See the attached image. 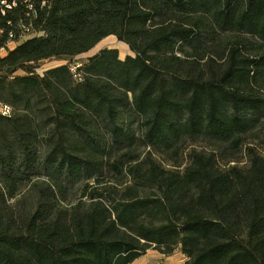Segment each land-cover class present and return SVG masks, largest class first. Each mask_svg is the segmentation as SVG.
Listing matches in <instances>:
<instances>
[{"label": "trees", "instance_id": "obj_1", "mask_svg": "<svg viewBox=\"0 0 264 264\" xmlns=\"http://www.w3.org/2000/svg\"><path fill=\"white\" fill-rule=\"evenodd\" d=\"M31 4L44 35L0 57V264H264V0ZM111 36L134 56L73 62Z\"/></svg>", "mask_w": 264, "mask_h": 264}, {"label": "rangeland", "instance_id": "obj_2", "mask_svg": "<svg viewBox=\"0 0 264 264\" xmlns=\"http://www.w3.org/2000/svg\"><path fill=\"white\" fill-rule=\"evenodd\" d=\"M103 50H116L118 51V55L119 58L121 60H125L127 57L129 56H134V54L131 52L130 48L126 45V43H122L120 41H117L116 37H108L106 39H104L102 42H100L94 49H92L91 51H89L86 54H83L79 57H77L73 62H83L88 60L91 57L96 56L97 54H99L100 52H102ZM2 57H6L7 55L2 52ZM1 57V56H0ZM71 58L70 59H66V58H62L60 60H55V59H49V60H45L39 64V68L37 69V74L40 76H44L45 72H47L48 70H51L53 68H57L60 66H64V65H68L71 62ZM22 74V73H19ZM263 127H264V123H263ZM137 130V125H135L134 127ZM253 143V147L255 146V149L257 151L258 154H260L261 156H264V132H261V134L258 136V138L254 141H252ZM206 148V144L204 142H197L195 144H193L192 146H190L188 149H186L187 154H189V152L191 151V149H196V150H206L204 149ZM147 151H149L148 149H138L137 150V154L138 155H144ZM244 151V150H243ZM153 158L159 162L163 168L170 170L173 169V167L171 166L172 164L170 162H168L166 160V158H164L162 155H158V154H153ZM241 162H239V166L240 167H248L249 162H248V158L246 156L245 151L241 154ZM221 169H225L224 164H220L219 166ZM182 170V169H180ZM110 181L111 184H118L119 188H124L125 184L128 183L130 181V179H127L123 182V180L120 178V176H115L114 174H112L110 176V178L107 180ZM122 182L124 184H122ZM35 194L32 191H29V187L24 190L20 197L18 196L17 199L21 200V199H25L24 203L27 202L26 204H29V206H33L35 203ZM82 196V191L79 189V186H77L74 190L71 191V195H70V199L69 202L64 204V208H70L74 205H76ZM14 200L11 201V204H14ZM187 260V258L181 253L180 250H178L174 255L170 256V257H165L163 255H161L156 249H150L149 251H147V254L142 257L141 259H139L138 261L134 262V264H182Z\"/></svg>", "mask_w": 264, "mask_h": 264}, {"label": "built area", "instance_id": "obj_3", "mask_svg": "<svg viewBox=\"0 0 264 264\" xmlns=\"http://www.w3.org/2000/svg\"><path fill=\"white\" fill-rule=\"evenodd\" d=\"M47 2L42 1L40 7H45ZM26 8L27 13L21 17L17 23H15L10 16L19 9ZM33 10V5L31 0H0V38H6L7 42L5 47L0 49V56L2 57V52L6 55L8 52L13 51L19 44L28 41L34 37H42L44 33L37 32L32 24L31 12ZM36 16V13L34 17ZM80 66H73L71 68L72 72H75ZM13 113L11 107L7 105L0 104V115L5 117H10ZM231 166H237L238 163H231Z\"/></svg>", "mask_w": 264, "mask_h": 264}, {"label": "crops", "instance_id": "obj_4", "mask_svg": "<svg viewBox=\"0 0 264 264\" xmlns=\"http://www.w3.org/2000/svg\"><path fill=\"white\" fill-rule=\"evenodd\" d=\"M143 257H144V256H143ZM140 259H141V258H140ZM138 260H139V259H138ZM138 260H137V261H138ZM135 262H136V261H135ZM133 264H134V263H133Z\"/></svg>", "mask_w": 264, "mask_h": 264}]
</instances>
